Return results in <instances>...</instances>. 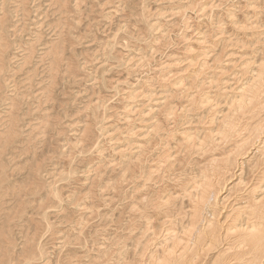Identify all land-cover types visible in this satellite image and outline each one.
<instances>
[{
	"label": "rangeland",
	"instance_id": "374dc122",
	"mask_svg": "<svg viewBox=\"0 0 264 264\" xmlns=\"http://www.w3.org/2000/svg\"><path fill=\"white\" fill-rule=\"evenodd\" d=\"M125 2L69 0L68 9L62 11L54 0H11L5 7L10 47L7 86L0 91V134L5 129L4 113L10 101L6 99L19 98L23 110L21 127L18 126L21 142L14 152L5 155L10 180L19 179L28 156L23 149L28 147L31 153H40L43 181L63 193V202L48 209L49 218L42 220L38 236L42 254H38L36 262L21 260L20 264H59L60 260L92 264L99 249L123 238L128 188L121 180L123 159L119 151L126 147L123 132L127 109L138 110L143 101L184 103L185 99L202 101L204 97L227 101L223 93L230 96L238 86L233 78H238L242 54L247 53L249 58L253 50L262 47L258 40L264 38L260 35L264 32V0ZM61 34L70 36L66 58L63 67L55 72L56 85L49 87L46 50ZM31 47L34 50L30 55ZM189 51L194 55L190 67ZM203 51L208 54L200 56ZM27 55L29 62L23 65ZM221 55L225 67L222 76ZM173 61L182 71L165 68ZM201 62L210 70L202 72ZM181 76L185 77V91L175 94L177 87L171 83ZM221 84H225L223 92ZM201 111L204 112L197 113ZM42 119L45 123L50 120L51 125L45 133L36 135ZM15 153L20 157L13 159ZM13 237L19 251L22 239L18 228L13 229Z\"/></svg>",
	"mask_w": 264,
	"mask_h": 264
},
{
	"label": "bare ground",
	"instance_id": "6f19581e",
	"mask_svg": "<svg viewBox=\"0 0 264 264\" xmlns=\"http://www.w3.org/2000/svg\"><path fill=\"white\" fill-rule=\"evenodd\" d=\"M54 1L60 10L68 9L69 0ZM0 2L3 8L0 10L1 91L7 86L10 42L5 7L11 0ZM69 37L58 35L56 42L46 50L49 87L57 83L55 72L65 62ZM259 39L262 47L253 50L251 44V57L242 54L237 66L238 78H233L237 79L238 86L233 87L230 96L223 93L227 101H211L212 97L211 100L204 97L202 101L185 99L184 103L143 101L140 109H127L123 132L126 147L119 151L123 159L121 180L128 188L125 233L110 247L99 249L92 264H264V38ZM33 50V47L29 49L30 55ZM207 54L203 51L200 56ZM222 55L221 76L225 68ZM192 57L194 55L189 51L188 67L193 65ZM28 62L27 55L23 65ZM202 65V72L209 69ZM165 68L182 71L176 62ZM182 76L171 83L177 87L175 94L185 91V77ZM225 84H221V92ZM192 88L189 89L193 91ZM6 100L10 101L4 113L5 129L0 134V264H20L21 260L36 262V257L43 251L38 246L42 220H47L48 209L63 202V193L60 188L43 181L40 153H31L28 147L22 148L23 154L28 156L20 169L19 179L10 180L5 155L8 151L14 152L21 142L18 126L22 118V101L13 97ZM199 110L204 112L199 114ZM49 121L45 123L42 119L36 135L49 129ZM15 157L20 156L15 153L13 159ZM47 226L49 230L50 225ZM15 228L22 239L19 251L13 237ZM59 264L73 263L60 260Z\"/></svg>",
	"mask_w": 264,
	"mask_h": 264
}]
</instances>
